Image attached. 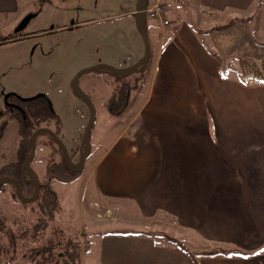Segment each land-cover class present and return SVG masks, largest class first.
I'll use <instances>...</instances> for the list:
<instances>
[{"label": "crops", "instance_id": "crops-1", "mask_svg": "<svg viewBox=\"0 0 264 264\" xmlns=\"http://www.w3.org/2000/svg\"><path fill=\"white\" fill-rule=\"evenodd\" d=\"M163 4L168 25L147 18L151 58L142 93L111 115L114 139L75 180L84 179V193L91 189L90 210L116 222L96 226L93 251L80 223L82 256L91 264H264V75L247 81L226 69L229 54L245 63L255 47L264 49V2ZM18 13L17 0H0V22ZM232 40L238 50L229 52ZM165 235L200 242V250L186 246L196 254L235 248L250 255L195 262Z\"/></svg>", "mask_w": 264, "mask_h": 264}, {"label": "rangeland", "instance_id": "rangeland-1", "mask_svg": "<svg viewBox=\"0 0 264 264\" xmlns=\"http://www.w3.org/2000/svg\"><path fill=\"white\" fill-rule=\"evenodd\" d=\"M136 2L17 0L19 13L9 16L6 22H0V129L6 123L0 138V167L17 160L20 141L18 123L6 111L7 95L24 99L41 94L47 96L61 120V139L73 161H78L90 109L75 94L72 80L81 69L99 63L123 68L118 64L135 61L138 56V62L142 59L144 41L132 15L136 12ZM28 15L33 17L23 30L18 31L19 23ZM229 26H218L211 30H228ZM259 43L264 45V42ZM229 45L232 48L229 52L238 50L233 40ZM220 51L224 54L227 52L224 48ZM229 56L226 69L245 76L247 81L263 77L264 49L255 47L251 55L245 57V63L239 61L242 58L237 53ZM144 75L146 73L142 72L124 77L125 84L132 88V98L142 93ZM117 81H120L118 76L105 69L89 71L79 80L96 109V121L90 135L92 151L84 164V177L117 133L118 128L110 123L113 116L106 105ZM12 98L9 103L14 101ZM43 126L55 130L54 124ZM61 162L57 144L46 135L38 137L31 166L40 182H49L48 185L60 199L61 205L58 202L53 212L41 207L42 199L39 197L34 202L23 203L17 198L11 184L0 187V264H80L82 261L91 264L88 256H82L86 241L92 247L91 251L95 250L100 245L99 239L93 238L96 226L116 223L105 212L98 215V208H95V212L90 210L94 208L90 198L92 191L89 189L84 193L83 178L71 184L54 177L50 181L47 166L56 167ZM65 170L58 173L64 179L69 178V172ZM24 192L27 196L31 195L32 186H28ZM83 211H86V215L81 221ZM131 212L136 214L135 211ZM80 223L88 227L86 241L82 234L79 236L77 233L82 226ZM146 226L151 231L156 229L152 223ZM170 234L175 236L173 232ZM177 239L189 248H203L196 240L179 236Z\"/></svg>", "mask_w": 264, "mask_h": 264}, {"label": "trees", "instance_id": "trees-1", "mask_svg": "<svg viewBox=\"0 0 264 264\" xmlns=\"http://www.w3.org/2000/svg\"><path fill=\"white\" fill-rule=\"evenodd\" d=\"M260 1L264 2V0H260ZM222 27L223 26H220V28ZM118 78L120 79V84L118 86L119 88H116L114 90L110 98V101L107 104V108L109 112L113 115H120L127 109L130 102V94H131L130 91L132 90V88H130L129 85L125 84L126 78L120 76H118ZM11 97H13L12 99L14 100L11 102H13L14 104L12 103L11 107H7L6 111L9 114V116L12 119L16 120L18 123V133L20 136V141L17 149V160L14 162L7 163L2 167H0V177L9 176L17 179L20 182L22 190L24 192L28 186L30 187L32 186L27 181V175L24 169V161L31 150L30 137L32 133L37 128L44 127L43 126L44 124L45 125L54 124L55 126L54 131L58 136H60L61 120L57 115V113L55 112L50 99L43 94L37 95L29 99L20 98L19 96L17 98L14 95H10L8 101L10 100ZM5 125L6 123L4 122L0 129V138L3 136ZM41 135H46V134H41ZM41 135H39V137ZM58 149L61 154L62 162L58 163L56 167L55 165L54 166L48 165L47 175L50 176L54 174L55 175L54 178L65 183L73 182L81 175L82 172L71 173L70 171H68L69 169L63 158L62 152L59 147ZM62 169H66L65 171L69 172V178L64 179L62 177L63 175L58 174V172L60 173ZM39 198L42 199L41 207L46 211L47 210L51 211L52 209L53 212L54 208L56 209L58 207L57 195L55 191L50 187V185H43L41 187ZM165 238L169 242L177 245L184 252L188 253V255H190L195 260V262H198L197 259L199 257H204V256L250 255V253H246L241 251L240 249H235V248L234 249L215 248L210 251H205L196 254L193 251L189 250L179 239L175 237H170L168 235H165ZM69 251H70V247H69ZM71 254H75V253L72 252Z\"/></svg>", "mask_w": 264, "mask_h": 264}, {"label": "water", "instance_id": "water-1", "mask_svg": "<svg viewBox=\"0 0 264 264\" xmlns=\"http://www.w3.org/2000/svg\"><path fill=\"white\" fill-rule=\"evenodd\" d=\"M147 6H148V0H137L136 12L133 15L135 19L136 28L144 41V47H145L144 56L138 63L132 66H129V67H124V68L114 67L106 63H99L94 66L81 69L80 71H78V73L74 76L72 80V86H73L75 94L79 98H81L88 105L90 109L88 123H87L86 129L83 134L84 151L80 155L79 160L77 162L73 161L63 140L61 139V137H59L56 134V132L53 129L47 126L39 127L32 133L30 137L31 150L24 161V169L27 175V181L33 186V189H34L33 194L31 196L25 195V193L22 190L20 182L17 179L13 177H9V176L0 177V187L5 184H11L15 189L17 198L23 203H31L38 199L40 191H41V184H40L39 176L37 175V173L31 166V162L36 155L37 141H38L39 135L41 134L48 135L58 145V147L60 148L62 152L63 158L71 172L81 173L84 170L85 161L92 151L90 135H91L92 128L94 127V124L96 121V109H95V105L93 104L90 96L81 88L79 84V80L85 73L89 71L101 70V69L108 70L109 72L117 76H120V77H128L132 74L142 73L146 71L150 58H151V45H150V39H149V32H148V28L146 24L147 23V13H146ZM32 17L33 15L26 16L19 23L17 30L18 31L23 30L27 26V24L29 23ZM9 96L7 95L5 99H6L7 105L12 106V104L8 102Z\"/></svg>", "mask_w": 264, "mask_h": 264}, {"label": "built area", "instance_id": "built-area-1", "mask_svg": "<svg viewBox=\"0 0 264 264\" xmlns=\"http://www.w3.org/2000/svg\"><path fill=\"white\" fill-rule=\"evenodd\" d=\"M146 13L151 18L160 21L162 26L168 25V20L165 19V16H164L165 7L163 4V0H149Z\"/></svg>", "mask_w": 264, "mask_h": 264}, {"label": "flooded vegetation", "instance_id": "flooded-vegetation-1", "mask_svg": "<svg viewBox=\"0 0 264 264\" xmlns=\"http://www.w3.org/2000/svg\"><path fill=\"white\" fill-rule=\"evenodd\" d=\"M13 103V102H12ZM11 103V104H12ZM14 104V103H13ZM8 107H11V106H8ZM49 137V136H48ZM80 153H79V158H80V155L82 154V152L84 151V145H81L80 146ZM73 159V158H72ZM79 160V159H78ZM69 169V168H68ZM68 171H70V170H68ZM71 172V171H70ZM59 173V172H58ZM61 173V172H60ZM71 173H74V172H71ZM57 174V173H56ZM55 175L54 174H52V175H50V177H49V179H50V181L52 180V177H54ZM40 184H41V187L43 186V185H48V184H50L49 182L48 183H41L40 182ZM33 194V193H32ZM31 194V195H32ZM31 195H29V196H31ZM38 200V199H37Z\"/></svg>", "mask_w": 264, "mask_h": 264}]
</instances>
